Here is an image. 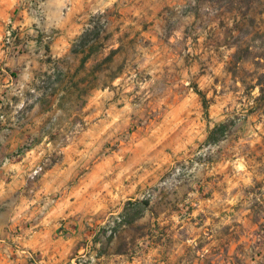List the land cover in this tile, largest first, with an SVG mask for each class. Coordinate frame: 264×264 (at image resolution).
I'll return each mask as SVG.
<instances>
[{"label":"rangeland","instance_id":"obj_1","mask_svg":"<svg viewBox=\"0 0 264 264\" xmlns=\"http://www.w3.org/2000/svg\"><path fill=\"white\" fill-rule=\"evenodd\" d=\"M49 1L0 0V132L63 167L24 224L42 249L15 244L25 264L134 262L210 224L242 237V209L264 215V0H110L96 12L63 0L52 16L78 27L71 53L103 28L73 71L50 55L64 34ZM10 28L20 53L4 46ZM220 123L227 135L206 144ZM236 252L225 264H241Z\"/></svg>","mask_w":264,"mask_h":264},{"label":"crops","instance_id":"obj_2","mask_svg":"<svg viewBox=\"0 0 264 264\" xmlns=\"http://www.w3.org/2000/svg\"><path fill=\"white\" fill-rule=\"evenodd\" d=\"M109 1L83 0L79 7L84 12H96ZM64 5L63 0L48 2L49 26L60 29L64 34L54 39L49 48L54 63L65 59L69 63L66 69L73 71L79 67L81 59L71 53L70 37L79 29L77 26L68 29L63 21L52 16L62 11ZM25 140V135L15 130L0 132V264L27 262L24 252L17 250V242L23 241L33 252L42 249L35 240L37 234L29 236V230L23 229L24 224L31 220L36 210L32 205L41 202L49 187L58 181V174L63 169L57 165L41 167L40 150L31 149L21 155L20 149ZM36 171L39 172L34 177ZM260 203L264 205V200ZM214 227L212 224L199 227L173 251L163 247L151 248L142 260L122 264H225L233 259L230 256L235 255L237 248L241 249L236 252L239 263L264 264V215L256 216L251 210L242 209V237L234 243L228 241L229 235Z\"/></svg>","mask_w":264,"mask_h":264},{"label":"trees","instance_id":"obj_3","mask_svg":"<svg viewBox=\"0 0 264 264\" xmlns=\"http://www.w3.org/2000/svg\"><path fill=\"white\" fill-rule=\"evenodd\" d=\"M103 28L99 21L94 22V26L92 28H87L82 35L79 37L78 41L75 43L74 48L72 49V53L75 55H79L81 53H84L86 48L89 47L90 43L92 41H96L99 39L100 34L102 32ZM90 50L93 51V48H90ZM114 52L111 53L109 57H107L106 61L109 62L112 60ZM87 61V58L85 57L82 60V65H85V62ZM100 66H98L97 69H99ZM257 87H259L260 90V96L258 97V101L264 102V72L260 74L258 81H257ZM198 95L203 99L204 107L207 110L208 104L205 96L202 94L201 91L197 92ZM225 123L218 124L215 128L211 129L209 131L206 144H216L220 141L222 137H225L227 134L224 131ZM220 133L219 136L217 134ZM140 217V214L136 216V218Z\"/></svg>","mask_w":264,"mask_h":264},{"label":"built area","instance_id":"obj_4","mask_svg":"<svg viewBox=\"0 0 264 264\" xmlns=\"http://www.w3.org/2000/svg\"><path fill=\"white\" fill-rule=\"evenodd\" d=\"M41 17L44 16L43 10H40ZM18 34L15 32L14 28H10L5 35L4 39V46H6L8 49L13 48L16 49L15 52L20 53L21 46H15L17 44ZM39 171L34 172V175H37Z\"/></svg>","mask_w":264,"mask_h":264}]
</instances>
